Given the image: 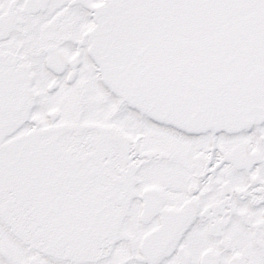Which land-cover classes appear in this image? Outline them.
<instances>
[{
	"label": "snow or ice",
	"instance_id": "1",
	"mask_svg": "<svg viewBox=\"0 0 264 264\" xmlns=\"http://www.w3.org/2000/svg\"><path fill=\"white\" fill-rule=\"evenodd\" d=\"M0 264H264V0H0Z\"/></svg>",
	"mask_w": 264,
	"mask_h": 264
}]
</instances>
